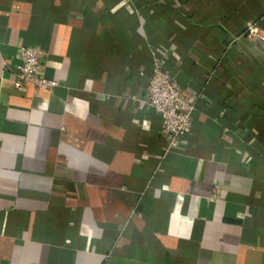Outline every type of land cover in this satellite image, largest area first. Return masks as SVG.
<instances>
[{"label": "crops", "instance_id": "obj_1", "mask_svg": "<svg viewBox=\"0 0 264 264\" xmlns=\"http://www.w3.org/2000/svg\"><path fill=\"white\" fill-rule=\"evenodd\" d=\"M249 23L264 0H0V264H264ZM26 45L55 87L13 88ZM154 59L199 95L177 148L143 102Z\"/></svg>", "mask_w": 264, "mask_h": 264}, {"label": "built area", "instance_id": "obj_2", "mask_svg": "<svg viewBox=\"0 0 264 264\" xmlns=\"http://www.w3.org/2000/svg\"><path fill=\"white\" fill-rule=\"evenodd\" d=\"M244 36L253 42L264 39V30L256 24H247ZM19 63L15 65L11 80L15 90H22L27 83L38 88H53L58 82L46 76L39 56V50L31 45L21 46L18 50ZM147 97L143 101L148 108L160 116L161 134L166 138V149L177 148L184 142L190 132L192 110L198 98V92L184 95L177 78L162 68L160 60L151 63L150 75L146 83ZM211 200L218 197L219 186H214Z\"/></svg>", "mask_w": 264, "mask_h": 264}]
</instances>
